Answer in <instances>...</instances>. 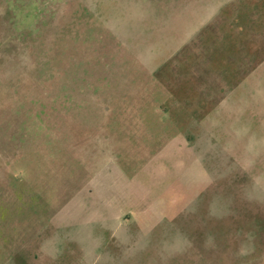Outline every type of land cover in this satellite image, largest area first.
<instances>
[{
	"label": "rangeland",
	"instance_id": "obj_1",
	"mask_svg": "<svg viewBox=\"0 0 264 264\" xmlns=\"http://www.w3.org/2000/svg\"><path fill=\"white\" fill-rule=\"evenodd\" d=\"M0 264H264V0H0Z\"/></svg>",
	"mask_w": 264,
	"mask_h": 264
},
{
	"label": "crops",
	"instance_id": "obj_2",
	"mask_svg": "<svg viewBox=\"0 0 264 264\" xmlns=\"http://www.w3.org/2000/svg\"><path fill=\"white\" fill-rule=\"evenodd\" d=\"M193 52H195V51L189 50V53H193ZM190 57H191V55H190ZM191 59H194V57L190 58L189 62L184 63L183 66H186L187 64L188 65L192 64V63H190L192 61ZM193 69H194L193 71H197L195 68H193ZM193 71H191L190 75H188V76L187 75L184 76V73H180V74L174 73L173 77H171V76L169 77V78H171V80L166 81L167 82L166 84L170 85L172 83V81H174V84L177 85L175 90H172V89L170 90L171 92L173 91V92H177V93L179 92V93L183 94L182 100H179V102L176 105V108L179 110L180 116L184 119L183 124L185 126V129L182 131V133L186 132L187 129L190 131V128H189L190 124L189 123L192 122V118H196L197 116L209 117L212 114L211 111L214 108L216 110L220 111V113H221L220 108H218L219 105H216V107H214V104L209 103L204 99V97H203L204 92L200 88L201 84H193V80L196 79V78H192ZM185 74H187V73H185ZM172 78H175V80ZM159 86L160 85H158V90L162 89ZM184 87H187L188 89H183ZM176 89H178V90H176ZM177 93H175V94H177ZM188 98H191L190 100H193L194 103L192 104L191 102L190 103L187 102ZM210 105H212V107ZM189 106H193L192 109H190V112H188V111L184 112V109L187 110V108ZM191 110H193V112H191ZM188 120H189V122H188ZM177 137H173V140L175 139L174 141H176ZM148 155H151L153 158L155 156V154L153 152H148L147 154H145L144 161L142 160V162H141V168H145V166L148 165L150 163V161L152 160V157L148 158Z\"/></svg>",
	"mask_w": 264,
	"mask_h": 264
}]
</instances>
